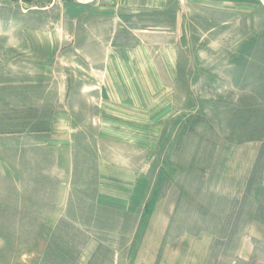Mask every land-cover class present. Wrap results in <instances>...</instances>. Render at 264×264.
<instances>
[{
  "label": "rangeland",
  "instance_id": "rangeland-1",
  "mask_svg": "<svg viewBox=\"0 0 264 264\" xmlns=\"http://www.w3.org/2000/svg\"><path fill=\"white\" fill-rule=\"evenodd\" d=\"M76 3L0 0V264H264V0Z\"/></svg>",
  "mask_w": 264,
  "mask_h": 264
},
{
  "label": "crops",
  "instance_id": "crops-1",
  "mask_svg": "<svg viewBox=\"0 0 264 264\" xmlns=\"http://www.w3.org/2000/svg\"><path fill=\"white\" fill-rule=\"evenodd\" d=\"M18 3L26 5L28 8H31L34 12L40 11V13H46L51 11L58 2L63 1L64 4L70 6L73 2H77L81 7L85 8L88 12L95 11L97 15L105 12L106 14L111 13L110 15L113 18H119L124 20L126 16H129L131 13H135L140 10L152 9L153 7H163L165 6L164 0H16ZM79 1V2H78ZM147 32L146 30H144ZM87 44H82L81 48H85ZM122 48H126L123 46ZM131 54V52L129 53ZM114 59V67L123 65L122 58L117 56ZM115 59L117 61H115ZM120 61V62H119ZM131 62L124 63V65L131 66ZM122 71V69H121ZM130 68H125L122 73L125 75L124 79H132L136 83V73H131ZM120 73V72H118ZM139 80L143 78H138ZM158 236V235H156ZM153 241V240H152ZM151 241V244H152ZM176 251L173 252L169 250L153 248L146 249L144 251L141 261L136 259L132 264H207L211 245L205 238L200 239V237H193L190 235H182L178 240ZM152 246V245H151ZM142 255H139L140 257Z\"/></svg>",
  "mask_w": 264,
  "mask_h": 264
}]
</instances>
